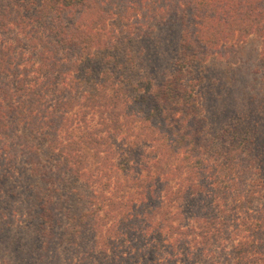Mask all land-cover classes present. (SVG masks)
Listing matches in <instances>:
<instances>
[{"label":"trees","instance_id":"obj_1","mask_svg":"<svg viewBox=\"0 0 264 264\" xmlns=\"http://www.w3.org/2000/svg\"><path fill=\"white\" fill-rule=\"evenodd\" d=\"M250 36L264 82V0H0V264H264L259 109L198 91Z\"/></svg>","mask_w":264,"mask_h":264},{"label":"rangeland","instance_id":"obj_2","mask_svg":"<svg viewBox=\"0 0 264 264\" xmlns=\"http://www.w3.org/2000/svg\"><path fill=\"white\" fill-rule=\"evenodd\" d=\"M259 51V41L256 39L255 36L248 37L243 43H241L239 49L237 52H234L233 60L228 61H236L237 66L235 65H226L224 60L217 58L215 60H211V62H207L202 65V67H199V70L201 71L200 75L204 77V80L200 81L199 84V94L202 98V103L204 104L205 108H208L207 102V94H220L224 93L223 89H226L228 85H232L233 82L231 81L230 77L233 75H236L240 82L236 84L237 90L238 87H242L243 92L245 95L243 97L240 96V101L242 104H250L247 101L249 100V97L251 94L254 98V103L252 105H257V108L259 109V113L261 115V119L259 121L257 129H261L264 133V96L262 91H264V82L260 81L259 79H262L260 76V71L256 66L255 56L257 55ZM214 81H219L221 84L223 81V84L221 87V90H215L213 89V85L216 83ZM213 82V84L211 83ZM218 82V83H219ZM246 85H242V83H245ZM202 87V89H201ZM220 92V93H219ZM245 99V101H244ZM256 134V131H255ZM75 195V192L72 196ZM193 209V208H191ZM190 209V210H191Z\"/></svg>","mask_w":264,"mask_h":264}]
</instances>
